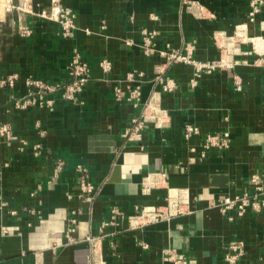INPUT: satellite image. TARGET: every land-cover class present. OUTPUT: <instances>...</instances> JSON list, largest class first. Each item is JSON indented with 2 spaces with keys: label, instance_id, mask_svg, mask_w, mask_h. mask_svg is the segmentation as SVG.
Returning a JSON list of instances; mask_svg holds the SVG:
<instances>
[{
  "label": "crops",
  "instance_id": "crops-1",
  "mask_svg": "<svg viewBox=\"0 0 264 264\" xmlns=\"http://www.w3.org/2000/svg\"><path fill=\"white\" fill-rule=\"evenodd\" d=\"M249 2L0 0V124L11 130L0 137V205L6 203L0 206V264H231L225 247L233 240L245 243L235 264H264V209L240 215L218 206L244 194L253 174L264 176V66L257 62L264 58V4L249 22ZM61 7L76 14L74 36H64L56 20ZM146 29L156 32L153 53L143 46ZM187 45L196 59L236 63L192 84L193 66L165 65L160 54ZM75 52L91 68L82 103L56 95L51 111L16 107L27 92L26 77L67 81ZM102 59L111 62L110 70L99 65ZM11 73L20 75L13 88L2 84ZM130 74L142 85L138 106L114 95ZM162 78L172 79L175 88L162 92ZM155 91L162 92V122H149L141 139H131L132 119L142 116ZM187 125L198 133L186 137ZM211 133L227 135L230 146L205 149ZM59 160L63 166L53 184ZM79 164L95 185L91 194L80 193ZM160 172L167 182L147 187L145 179ZM179 196L186 200L183 214L130 225L128 217L143 207ZM113 208L123 216L104 224ZM72 219L70 243L65 233ZM89 235L102 237L94 259ZM166 250L175 261L163 259Z\"/></svg>",
  "mask_w": 264,
  "mask_h": 264
},
{
  "label": "built area",
  "instance_id": "built-area-1",
  "mask_svg": "<svg viewBox=\"0 0 264 264\" xmlns=\"http://www.w3.org/2000/svg\"><path fill=\"white\" fill-rule=\"evenodd\" d=\"M264 4V0H250L248 9V21L253 22L256 15L261 11ZM197 7V6H196ZM199 8V6H198ZM44 13V12H43ZM45 15V13H44ZM56 20L60 23L61 30L64 36H74L75 30L77 29L76 14L69 7H61L56 15ZM246 24L239 25L240 29L245 30ZM89 32L88 29H86ZM22 34H30L31 30L27 27L20 29ZM143 46L146 52L153 53L155 51L153 38L156 34L155 31L143 30ZM160 54L164 57L165 61L163 64L171 65L174 63H185L193 66L194 76L191 79L192 84L197 83V79L204 73H211L220 68L234 67L236 61H231L227 58L221 57L215 60H199L194 57V48L191 45H187L184 49L170 48L160 50ZM257 62L264 66V58H260ZM99 65L105 69H111V62L108 59H102ZM160 71L163 72L164 68L162 64L159 65ZM91 68L87 61H85L81 54L75 52L70 59L68 65V79L67 81H55L50 82L42 78L30 75L24 79L25 85L27 86V92L23 97L16 99L15 105L20 109H27L29 107H46L48 110H53L56 102V95H59L61 100L70 103H82L81 94L83 93L86 85L90 80ZM20 79L19 73H11L7 75L3 80L2 84L10 88L15 87L16 82ZM133 74L127 78V85L125 87L117 85L114 89V95L117 100L127 98L138 106L142 103V85L134 81ZM163 87L162 92H169L175 88V84L172 79L167 78L161 80ZM238 84L240 81H237ZM161 92V93H162ZM161 93L155 91L151 97L144 103V111L141 117H135L132 119V126L130 132L131 139H141L143 130L149 122H154L157 125L162 122L160 115V99ZM199 129L193 125H187L185 136L189 137L193 133H198ZM44 134V131L41 132ZM11 135L10 127L7 123L0 124V137H9ZM230 138L227 135L220 134H208L204 142V148H219L226 149L230 146ZM41 143H36L34 147V154L40 156ZM63 161L59 160L54 168V175L51 179L53 184L58 182L59 173L62 170ZM77 170L80 175V190L81 195L91 194L95 185L89 180V173L87 167L78 165ZM167 173L160 172L150 175L145 179V185L147 187L160 185L167 182ZM186 200L179 197L169 198L165 205L161 206H146L143 207L138 214L129 216L130 225L133 227L144 226L151 223H157L162 220L171 219L174 216L183 214L185 212ZM2 208L6 206L5 202H1ZM222 211L227 209H236L238 214L242 215L249 208H253L257 211L264 209V176L260 174H253L250 178L249 188L242 195H236L234 197H226L221 203L218 204ZM33 216L36 214L40 217V213L34 207L27 208ZM16 211L12 210L14 214ZM118 216L123 214L117 209H112V218L110 221L104 224L114 223ZM30 226L32 222L28 223ZM76 231L75 219L71 220L70 225L66 228L65 237L68 242L72 243L75 241L74 232ZM4 232L7 231L4 229ZM101 236L89 235L86 237L92 245L93 259L96 258L98 252L97 244L100 241ZM163 259L165 261H175V255L170 250L165 251ZM245 254V243L243 240H233L229 242L225 247V259L235 264ZM92 259V260H93Z\"/></svg>",
  "mask_w": 264,
  "mask_h": 264
}]
</instances>
